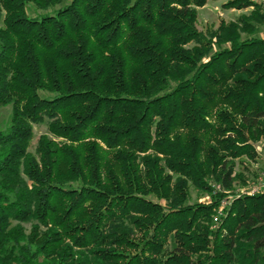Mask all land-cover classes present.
Wrapping results in <instances>:
<instances>
[{
	"label": "trees",
	"instance_id": "trees-1",
	"mask_svg": "<svg viewBox=\"0 0 264 264\" xmlns=\"http://www.w3.org/2000/svg\"><path fill=\"white\" fill-rule=\"evenodd\" d=\"M206 1L0 0V264H264V13Z\"/></svg>",
	"mask_w": 264,
	"mask_h": 264
},
{
	"label": "rangeland",
	"instance_id": "rangeland-1",
	"mask_svg": "<svg viewBox=\"0 0 264 264\" xmlns=\"http://www.w3.org/2000/svg\"><path fill=\"white\" fill-rule=\"evenodd\" d=\"M228 0H207L204 7L198 9V17H197V23L198 28L205 30L206 28L215 29L219 25L220 22H224L225 24L235 21L237 18L240 17H247L249 16V12H251L253 9H243V10H231V9H225L223 6ZM257 4V6L261 9V11L264 13V7L257 3L254 0H251ZM258 37H264V26L259 29V31L256 33ZM10 114L9 108H0V127H3L5 123L7 122V119ZM46 133V127L45 126H37L34 127V135L35 137H38L39 135ZM262 145L259 142H253V148L259 155H262L264 152L261 150ZM253 166V165H252ZM255 169L259 168V162L257 160L256 164L252 167ZM257 173V172H256ZM249 178H252V176ZM253 180V179H252ZM252 180L248 179L249 182ZM240 192L247 191L246 188L239 189ZM236 191L237 192H239ZM191 199L190 204L195 203L196 201H206L207 196L202 195L199 196L197 193H195L193 190L190 191ZM224 204L219 208V212L224 213L225 212ZM224 208V209H223Z\"/></svg>",
	"mask_w": 264,
	"mask_h": 264
},
{
	"label": "built area",
	"instance_id": "built-area-1",
	"mask_svg": "<svg viewBox=\"0 0 264 264\" xmlns=\"http://www.w3.org/2000/svg\"><path fill=\"white\" fill-rule=\"evenodd\" d=\"M264 7V0H254ZM259 168L257 169L256 177L248 183L247 191L240 192L241 194H246L249 196H255L257 194L264 192V153L259 155ZM217 190H219L217 188ZM223 205V204H222Z\"/></svg>",
	"mask_w": 264,
	"mask_h": 264
}]
</instances>
